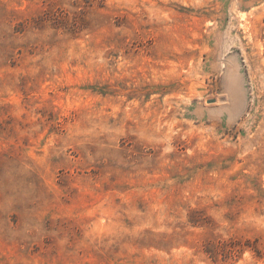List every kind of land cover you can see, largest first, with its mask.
<instances>
[{
    "label": "rangeland",
    "instance_id": "rangeland-1",
    "mask_svg": "<svg viewBox=\"0 0 264 264\" xmlns=\"http://www.w3.org/2000/svg\"><path fill=\"white\" fill-rule=\"evenodd\" d=\"M0 264H264V0H0Z\"/></svg>",
    "mask_w": 264,
    "mask_h": 264
}]
</instances>
